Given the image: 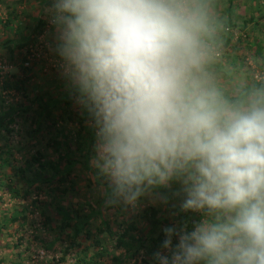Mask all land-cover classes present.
<instances>
[{"label":"clouds","instance_id":"9594fccd","mask_svg":"<svg viewBox=\"0 0 264 264\" xmlns=\"http://www.w3.org/2000/svg\"><path fill=\"white\" fill-rule=\"evenodd\" d=\"M50 51L95 143L106 207L168 204L154 264H264V90L227 101L206 72L213 29L200 0H42Z\"/></svg>","mask_w":264,"mask_h":264},{"label":"rangeland","instance_id":"374dc122","mask_svg":"<svg viewBox=\"0 0 264 264\" xmlns=\"http://www.w3.org/2000/svg\"><path fill=\"white\" fill-rule=\"evenodd\" d=\"M16 1L17 0H2V2H0V101L6 100L9 104L11 102H24V97L19 91H15L13 87L4 89L2 88V85L5 81H9L14 85L17 79H22L25 75H29L30 79L27 83L29 89L26 91L29 100V107L25 111L22 110V112H19L14 123H11L9 126V128L14 130L10 143L14 149L18 150V152L15 153L17 154L16 157L19 158L20 152L23 153L24 150H30L28 146L29 142H39V144H37L38 148H44L43 144L46 143L48 135L47 128L50 124L49 119L51 118L56 122L55 125L51 124L52 132L59 128L63 132L72 133L74 138L78 126L69 120V113H81L82 110L75 103L72 94L58 71L56 64L57 58L50 51L49 45L52 43L53 28L48 22L47 15L43 11L44 4L42 3V0ZM210 1L211 2H208L207 4L206 12H208L210 16H214V18H218L220 23L215 20L214 24L216 29H219L222 24L221 21L225 20L224 17L226 14H224V8L226 7L227 2L226 0ZM260 1L261 0H234L233 6L230 10L232 23L240 24L242 19L248 17L249 13H253L254 16L263 13L260 23L264 25V0H262L263 5L260 4L262 3ZM14 11H16V13ZM42 14H44L47 19L44 28L46 29L45 32H42L37 36L36 42L30 50V54L25 52L22 53L23 55L21 54L18 56L20 49L16 48L13 41L16 43V41H20L23 34L28 35L30 31L29 25H34V22H36L38 17ZM8 20L9 23L7 24ZM17 31H20V34ZM230 32V38L226 47H223L222 41L217 42V45L215 46L217 48L213 49L212 59L207 64L205 70L210 76L212 84L218 88L220 93L226 92L230 96H237L245 90L247 85H252L253 82H264V61H262V58L264 59V29L256 37H254L256 34H251L248 30H246L247 34H242V32L237 31V29H230ZM219 36L220 33L216 38L218 39ZM225 36L226 38L229 37L228 35ZM253 37L257 39L259 38L260 42H262L263 50L261 60L254 55L256 50L255 42H257V39H254ZM247 42H250L251 45L249 46ZM236 44L239 46H237V50L233 49ZM9 45L13 49L12 52L14 59L12 61L9 60L10 51L7 48ZM23 51L25 50L23 49ZM24 57H28L29 59H32L33 57H41L40 61L42 64L40 65L37 63L27 69L25 67L28 63L23 61ZM211 64H216L217 66L211 67L208 71V66ZM220 67L224 70H218ZM24 69L27 70L25 71ZM254 92L255 91L248 92L247 96L241 100L240 104L245 103ZM39 97L43 100H51V106L49 108L51 117L46 119L45 116H40L39 121L42 126L39 128V132L32 134L37 127V122L35 121L42 109L39 103L41 101ZM66 97H72V101L69 105L65 104ZM24 104L28 103L25 102ZM7 111V106L3 101V106L0 105V114L4 115ZM64 112L68 113L65 115ZM72 141L75 140L73 139ZM70 148L71 154L69 159L72 163L69 165L72 166V170L68 179L76 183L73 189L70 190L64 198L60 200L56 199L55 203L63 204L65 206L71 205V209L80 208L81 212H91L92 210L98 209L97 206L99 205L100 214L90 218L89 228L98 227L102 220H105L111 222V227L114 231L113 240L107 242V255L100 260V264L119 263L116 260L113 262L111 257H115L117 260L124 262L133 252L136 245H138V238H146L153 232H150V225H148L140 216L143 209L148 206H154L158 210V213H162L167 211V205L152 204L148 200H144L136 209L106 207L100 191V182L93 179L94 170L90 165V160L93 155V146L88 148L86 145H77L76 142H72ZM59 154L60 152L57 151H49L47 160L58 163L60 169H63L65 162H60ZM168 187L173 190L172 184ZM4 197L6 201L0 204V212L6 213V220H9L14 213L20 212L22 210L21 206L27 205L29 202V200L22 201L8 199L7 195H4ZM25 212L28 217L24 222V228L26 225V231L17 233L16 229L18 228V225L15 223L9 227V230H6L0 236V257L5 259L4 262L10 263L8 258L11 259V257L7 258V255L11 254V251L6 245L12 241L16 242L17 239L21 237V249L24 252V256L29 257L30 261L25 258V261L28 262V264H37L41 260L47 264H73L75 262L73 256L62 258V251L68 244V242L63 239L66 234L73 232L72 228L69 227L68 229L61 231L59 221L58 219H55L53 222L54 230L48 233L45 230L46 227L38 222L40 221L38 211L30 213L26 210ZM172 216V213L169 214V217L172 218ZM173 220L174 219L171 221ZM30 221H35L32 228H29L30 226L28 222ZM131 222L136 224L137 229L129 230ZM34 228H36V233H38L39 238L43 242L40 247L35 243H32V241H29L27 237L29 233H35ZM124 231L127 233L125 241L131 242V245L128 244L127 247H116V238L118 234L120 235L124 233ZM158 232L159 230L156 229L153 235H157ZM8 233H10L11 236H9ZM104 235H106L105 232L99 234L100 237H103ZM77 241L81 243V247H86L88 243L91 242V239H88L85 237L84 233H81L78 235ZM27 242L30 243L29 246L26 245ZM147 243L148 242L145 243L146 246ZM2 246L5 248H2ZM26 246L28 250H26ZM81 247L75 250L80 252ZM92 250L93 249L90 251ZM138 250L139 253L136 257H145V248H140ZM152 257L153 254L145 257L149 261L147 264H154ZM133 259L134 258L132 257L129 264L133 263Z\"/></svg>","mask_w":264,"mask_h":264},{"label":"trees","instance_id":"16d2710c","mask_svg":"<svg viewBox=\"0 0 264 264\" xmlns=\"http://www.w3.org/2000/svg\"><path fill=\"white\" fill-rule=\"evenodd\" d=\"M214 0H212L213 2ZM2 2V0H0ZM16 2H21V0H17ZM210 0H200V4L204 12L206 13L208 20L212 26V29L215 30L212 33V39L210 41L212 49L217 48V42H223V47H226L228 44V40L230 38V29H237V31L242 32V34H247L246 30L251 34H256L254 37L258 36L259 33L264 29V25L260 23L262 20L263 13H259L257 16H254L253 13H249L248 17L242 19L240 24L232 23V18L230 17L231 13L230 10L233 6L234 0H226L227 5L224 8L225 20L221 21V27L216 29L215 27V20L218 21V18H214V16H210L208 12H206V7ZM262 2V0L260 1ZM263 5V2L260 3ZM16 13V11H14ZM46 17L44 14L38 17L37 21L34 22V25H29L30 31L28 35L23 34L21 36L20 41H13L17 49H20L18 52V56L22 53L30 54L31 48L34 46L37 36L44 33L46 29L45 25L47 23ZM220 20V19H219ZM216 21V22H217ZM220 23V21H218ZM9 20L7 21V24ZM213 23V24H212ZM6 24V23H5ZM19 28V27H18ZM44 29V30H43ZM19 30V29H17ZM219 30V31H218ZM217 31V32H216ZM18 33L20 31H17ZM220 36L218 39L216 38L217 35ZM20 34V33H19ZM225 35L229 37L226 38ZM225 36V37H224ZM253 37V38H254ZM257 39V38H254ZM250 46L251 43L247 42ZM256 50L254 55L257 57L262 58V50L263 45L260 42L259 38L257 39ZM238 45L233 48L237 50ZM10 51L9 60H13V49L11 46H7ZM23 49L25 51H23ZM23 55V54H22ZM41 57H33L29 59L28 57H24L23 61L28 63L25 68H30L32 65L39 63L42 64L40 61ZM262 61L264 59L262 58ZM216 64H211L208 66V71L211 67H216ZM27 69H24L25 71ZM217 69V68H216ZM218 70H224L221 67ZM29 75H25L22 79H17L14 85L11 82L5 81L2 85V88L9 89L12 88L15 91H19L23 97L24 102H11L10 104L4 101V104L7 106V113L2 115L0 114V204L5 202L4 195H7L9 199L15 200H29L27 205L21 206L22 210L20 212L14 213L9 220L7 219L6 213L0 212V236L6 230H9V227L12 224L17 223L18 228L16 229L17 233H21L26 231V225L24 228V222L28 218L26 214V210L30 213H35L38 211V216L40 221H38L42 226L46 227V231L48 233L54 230L53 222L55 219H58L60 224V230L68 229L69 227L72 228L73 232L70 234H66L64 237V241L68 242L67 246L63 249V257L66 256H73L75 262L73 264H100V260L103 259L107 255V242L112 241L114 238V231L112 229V224L109 221L102 220L98 227H90L89 228V220L90 218L100 214L99 205L97 206L98 209L92 210L91 212L85 211L81 212L80 208L78 209H71L70 206H65L63 204L55 203V200L64 198L70 190L73 189L76 182L70 181L68 176L71 173L72 166L69 165L72 161L69 159L71 154V144L72 142H76L77 145H86L88 148L94 146L95 138H94V130L90 127L88 123L87 114L81 111L69 113V120L72 123H75L78 127L75 131V137L73 138L72 133L63 132L61 129L57 128L54 132L51 130V124L55 125L56 122L53 118L49 119L50 124L48 125V135L46 138V143H44V148H38L37 144L39 142L28 143L29 149L23 153L20 152L19 158L16 157V153L18 152L17 149L11 145L10 140L14 133L12 128H9L11 123H14L15 118L19 112L22 110H26L29 107V100L27 97V83L29 81ZM257 89H264V82H253L252 85H247L245 90L239 93L237 96H230L226 92H222V96L229 102L234 104H240L241 100L247 96L248 92L256 91ZM218 90V88H217ZM18 92V93H19ZM3 98V96H2ZM65 104L69 105L72 101V97H66ZM40 106L41 112L37 116V127L33 131L32 134H36L39 132V128L42 124L39 121L40 116H45L46 119L51 117L49 108L51 106V100H43L41 97ZM3 101H0V105L3 106ZM28 104H24V103ZM66 111V110H65ZM68 113V112H67ZM67 113L64 112L66 115ZM52 122V123H51ZM75 141H72V140ZM51 152H60L59 160L60 162H65V166L63 169H60L58 163H54L52 161L47 160V155L49 151ZM86 166V165H85ZM173 190L169 187H164L159 189V191L165 194L168 197V204H167V211L158 213V210L154 206H148L143 209L141 213V217L144 221L150 225L151 229L150 232L152 234L148 235L146 238H138L139 242L136 245L133 252L126 258V261L122 262L117 260L115 257H111L113 262L116 260L118 264H129V261L133 257L132 264H147L149 261L145 258L148 255H152L157 249L160 248V244L164 239L162 229L164 226L168 225H175L179 227L183 223H188L189 227H191L192 221L199 218L197 214L192 213H185L181 211L180 204H181V197L176 195L178 192L179 186L175 183L172 184ZM15 208V207H14ZM20 213V214H19ZM173 214L172 218L169 217V214ZM174 219L173 221H171ZM35 221L28 222L29 228L34 226ZM137 229L135 223H130L129 230ZM159 230L157 235H153L155 230ZM35 233H29L28 239L35 243L38 247H40L43 242L39 238L38 233H36V228H34ZM105 232L106 235L100 237L99 234ZM84 233L85 237L91 239V242L88 243L86 247H81V243L77 241L78 235ZM9 236L10 233H8ZM126 231L122 234H118L115 246H123L127 247V245H131V242H126ZM61 239V238H60ZM133 241V240H132ZM135 241V240H134ZM147 243V246L145 243ZM31 243V244H32ZM22 238H18L17 241H12L8 243L6 247L10 248L11 254L7 255L11 257L10 263L4 262L5 259L0 257V264H28L25 261V258L29 260V257L24 256V252L21 249ZM27 246L30 245L29 242L26 243ZM27 246L25 247L28 250ZM46 246V245H45ZM80 252H78L77 248H80ZM150 247V248H149ZM2 248H5L2 246ZM140 248H145L144 255L145 257L138 258L136 255L139 253ZM93 249L92 251H90ZM1 256V255H0ZM30 261V260H29ZM37 264H47L41 261ZM114 264V263H113Z\"/></svg>","mask_w":264,"mask_h":264}]
</instances>
